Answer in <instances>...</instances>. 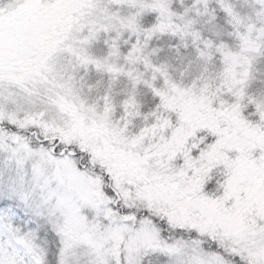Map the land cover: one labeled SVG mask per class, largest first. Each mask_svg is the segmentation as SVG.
<instances>
[{"label": "snow or ice", "instance_id": "obj_1", "mask_svg": "<svg viewBox=\"0 0 264 264\" xmlns=\"http://www.w3.org/2000/svg\"><path fill=\"white\" fill-rule=\"evenodd\" d=\"M0 264H264V0H0Z\"/></svg>", "mask_w": 264, "mask_h": 264}]
</instances>
